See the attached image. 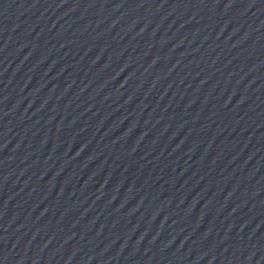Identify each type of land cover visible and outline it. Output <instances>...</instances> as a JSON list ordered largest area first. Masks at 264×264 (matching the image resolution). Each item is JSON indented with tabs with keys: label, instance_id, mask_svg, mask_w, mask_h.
I'll use <instances>...</instances> for the list:
<instances>
[{
	"label": "water",
	"instance_id": "1",
	"mask_svg": "<svg viewBox=\"0 0 264 264\" xmlns=\"http://www.w3.org/2000/svg\"><path fill=\"white\" fill-rule=\"evenodd\" d=\"M0 264H264V0H0Z\"/></svg>",
	"mask_w": 264,
	"mask_h": 264
}]
</instances>
